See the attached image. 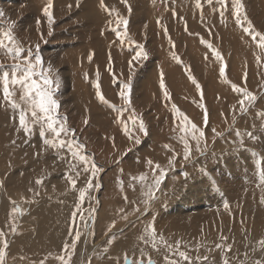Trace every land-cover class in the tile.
I'll return each mask as SVG.
<instances>
[{
  "label": "bare ground",
  "instance_id": "6f19581e",
  "mask_svg": "<svg viewBox=\"0 0 264 264\" xmlns=\"http://www.w3.org/2000/svg\"><path fill=\"white\" fill-rule=\"evenodd\" d=\"M112 1L120 3L121 5L117 4L118 7H119V10H122V13L126 14L127 16H131L130 15L131 12L128 11V6L130 5L131 6V11L134 10L135 11V15L133 16V13H132V17H130V20H128L129 23H128V26H127V35H123V34L117 35V32L112 30V29H114L116 27V25H114L113 23H109V26L107 27V29L103 30V38H102L101 42L105 44L106 48L104 49V52H105L106 55H108L107 59H108L109 56H112L113 59L111 58V60L116 64V59H117V57H119L121 59L122 63L124 65H126V66H130L129 65V61H131L133 63V64L131 63V66H130V67H132L131 73H135L138 70L139 75L143 76V79L140 78L138 80V82H137L138 88L141 89V90L144 89V93H146V94H149L152 91H155V89L153 87V83L156 82V81L158 82V80L161 79V75L158 77V73H157L158 71L153 73V74H151V72H150L151 64L153 66H154V64L150 62V63L147 64V66L142 65L147 60V58H141L139 60H133V57L135 56V54H134V56H132L134 52L138 51V48H139L138 46L139 45H143V50L144 51H145V48H147V46H149V39H148V36H147L146 32L147 33L150 32V34H152V37L150 36L151 37L150 39L151 40H155V41H153L155 43L153 49L157 48L158 52L159 51L163 52V55L161 54L162 55L161 59L156 63V66H154V67L155 68L158 67L159 70L161 69L162 71L163 70H170L169 73H165L164 72V74H163V79H165L166 82L169 81V80L172 81V79H173L174 83H175V86H178L179 84H181L183 82V80L181 79V76L179 74L175 77V73H174L175 69H173L172 66L170 65L171 60H170L169 57H171L173 55H181L182 51H185V50H183L181 47H179V48L175 47V48H173V54H169L167 52L168 50H166V46L164 45V42L161 41L163 39L162 32H156V30L154 32L153 28H152L153 32H151V31H148L150 26L149 27H146L147 25L144 26V23H145L146 19L150 20V22L154 21L153 18H155L157 16V13L158 12H160V13L163 12V9L161 7H159V6L157 8L154 7L156 9L155 13H154V10H155L154 8L151 9V10L149 9V12H148V10H146L147 7L150 8L151 5H154L153 1L155 3H158V2H160V0H127V4H125L123 2V0H103V4H104L105 7L116 8V7H114V5H111V4H113ZM175 1L177 2L178 0H175ZM257 1L258 2L260 1V3L258 4V8H257L258 12L259 13H263L262 12L263 2H262V0H257ZM253 2L255 3V1H253ZM4 3L5 4L0 5L1 10L4 13V17H5V12L8 13L10 17L9 18H7L8 16L5 17V19H9L7 21H3L0 18V34L3 36V33L6 30H9V29L11 30V28H15L16 31H17V34L19 35V33H20V35L18 36V39L14 40V42L16 44H18L19 46H21V45L24 46V47L28 46V47H26L27 49L29 47H31L35 51V45L36 44H40V42L37 40V37H36L37 35H40L39 36L41 38L40 41L43 42V41H46L45 37H46V35H49L51 31L56 32V36L58 37V39H56V41L58 40V45H57V43L54 42L55 46H52V45H49V42H46L42 47H40V48H43V49L44 48H49V49H51L52 52L48 53L46 50H43V51L40 52L42 60H43V65H42V68H38L37 69V72L42 71L43 68L45 66H49L50 63H54L55 64V68H51V70H53V69L57 70L58 66L61 67V65H63V62L66 59L63 62H61L60 59H59L61 57H58L56 52H60L62 54H63V52H65V56H66V54L69 51H71L72 52V59L76 63L81 62V61L83 63H86L87 62V60L85 59L86 57L83 58V55H82L84 53V51L87 53L86 47L87 46L88 47L89 46L90 47L91 46L94 47L95 45H96V47L98 46L97 45L98 44L97 39H95V38L92 39L94 35L90 39L87 38V39H83L82 40L81 37L83 35L80 33L82 36L79 35L80 36L79 37L78 34H77V31H75V36H71V32H69V31L75 25V24L73 25V22H72V20H74L72 17L75 18L76 17L75 15L74 16L71 15L70 18H72V20H69V22L71 21L72 24L71 23L68 24L70 26L69 28L67 27L68 25L66 26L67 29H68V30L66 29L67 30L66 32L64 30H62L63 28L60 29L57 25L55 26L56 30L54 28H52V25H51V29H49V26H46L44 30H42L43 28L41 26H40L41 29H37L36 30L33 27H32V29H30L29 26L32 24V23H30V20H34L36 18H39L38 16L40 14L44 13L43 12V8L48 3V0H17V2H15V0H4ZM52 3H53L52 11H54V14H55V11H59V12L63 11V12H65V14L69 15V14H72V13L71 12H67V11L71 10L73 8L81 9V11L79 13H82V14L86 13L87 11H85V10H87V9L88 10L89 9H91V10H101L100 6H99V3L101 4L100 0H52ZM149 3L151 5H149ZM166 3H169V5L173 8V10L175 12V15L176 14L177 15L183 14L184 13L183 11L185 9H187L188 11H190V10H194V11H198V12L199 11H203L201 9V7H197L196 0H182L181 3H174V0H164V5ZM204 3L207 4L206 0H200V4H204ZM7 5L10 6V7L7 8L6 7ZM164 5H162V6H164ZM231 7H233L232 3H229V5H228V2H227L226 7L221 9L219 4L216 2V0H213L212 5H209V8L207 10H205L204 12H206L207 14L213 16L216 19V21H218L221 24L222 28H220V30L222 31L223 35H225L227 37L231 36L230 33L227 32L228 29H231L234 32H238V33H241V34L246 36L244 43H241L238 40L237 37H234V38L232 37L234 46L237 47L238 49H240V47L243 46V45L245 47L246 43H249V44L252 43L253 35H250L248 32H246L244 30L246 27H248V24L245 23L246 21H244L241 24V23H238L233 18L234 21H232L230 23L227 9H230ZM104 8H102L103 11H105V9H107V8H105V9ZM179 8H185V9H183V11L179 12L178 11ZM247 9H249V8H247ZM27 11H29V16L28 17L27 16L24 17V15L27 14L26 13ZM103 11L101 13H103ZM108 11H110V10H108ZM221 11H223V13H224L223 18L220 15ZM245 11H247V10H245ZM252 11H253V8H252ZM91 12L92 13H90V14L92 15V17H95V16H93L94 15L93 11H91ZM105 12H107V10ZM174 12H171V13H174ZM91 15H90V18H91ZM116 15L117 16L113 17V19L117 18V20H119V19L124 18L120 11H117ZM55 16H56V14H55ZM79 16H80V14H79ZM87 16L89 17V15H87ZM100 16H102V15H100ZM22 17H23V19H22ZM57 17L60 18L61 16H57ZM108 17H110V16L108 15ZM188 17L190 18L191 16H188ZM81 18H82V16H81ZM83 18H85V17H83ZM166 18H168V17H166ZM68 19H69V17H68ZM103 19H106V18H103ZM124 19H127V18H124ZM185 19H187V18L185 17ZM257 19H256V21L259 23V28L264 30V23H263V21H261L260 16H257ZM85 20H87V19L85 18ZM98 20H96V21H98ZM117 20H115V21L117 22ZM212 20H213V18H212ZM9 21H12V23L9 22ZM42 21H43V19H42ZM89 21H90V19H89ZM91 21H93V19ZM110 21H112V20H110ZM250 21H252V20H250ZM67 22L68 21H66L65 23H67ZM78 22H80V21L78 20ZM161 22H160V24H163ZM186 22H184V23L186 24ZM39 25H41V24H39ZM61 25L62 24H60L59 26H61ZM101 25H103L102 22H101ZM148 25H150V24H148ZM166 25L168 27V21H167ZM135 26H137V27H135ZM163 26H165V25L163 24ZM202 26H203V24H202ZM104 27L106 28V26H104ZM188 27H189V28H187L188 30H193L195 26H193V25L189 26L188 25ZM78 28H80V27H78ZM98 28H100V27L98 26ZM108 28H109V30H108ZM198 28H200V27H198ZM82 29L83 30L85 29L84 25H83ZM175 29H176V27H175ZM213 29L217 30L216 38H214V43L215 44L213 46L218 48L221 51V47H222V44H223L222 42L224 41L223 40V35H222V33H221V31L219 29H216V27L213 28ZM92 30H94V29H92ZM149 30H151V29H149ZM172 30H173V28H172ZM117 31H119L120 33H123L124 32L123 25H121L120 28ZM80 32H82V31H80ZM84 32H85V35L89 33V31H88V33H86V31H84ZM167 32H168V30H167ZM72 33L74 34L73 31H72ZM93 33H95V32H93ZM93 33L91 32L90 35H92ZM101 33H102V30H101ZM61 34L63 36H61ZM189 34H191V35L186 34L185 36H183V38L186 41H188L189 44L191 43L192 46H190V49H193V50L196 49V54L195 53L194 54L196 55V57H198L200 59L199 63H201V65H200L201 70L199 72V75L200 76H204V77L212 75L213 78H214L216 76L215 75L216 73L213 74V72H214L213 65L214 64H211V67H212V71H211L209 69L210 63L206 64L203 61H205V62L206 61H208V62L216 61L218 63V65H217L218 67H219L220 61H218L217 59L212 58V56L211 57L209 56L213 52H211V50L208 51L209 45L206 44V46H205L203 40L202 41L199 40V38H198L199 36L198 37L192 36L191 31H190ZM175 35H177V34H175ZM181 35H182V33H181ZM174 37H176V36H174ZM206 37H207V34H206ZM206 37H204V38H206ZM82 38H84V37H82ZM211 38H213L212 35H211ZM255 38H257V36H255ZM62 39L63 40L65 39L67 41V44L70 45V46H64L63 45L64 42L62 43V41H61ZM99 39H101V38H99ZM80 40H82V41H80ZM62 45H63V48L61 47ZM9 46H11V45H9ZM99 46H100V44H99ZM187 46H189V45L187 44ZM68 47H70V48H68ZM73 47H76V48H73ZM102 47L103 46L101 45V47H99V48H102ZM65 48H67V49H65ZM260 48H261V45H260ZM91 49H92V47H91ZM243 51H245V50H243ZM100 52L98 50H96L95 54L96 55H100L101 54ZM187 53H188V51H187ZM199 54H201L202 57L199 56ZM26 56H28V53L26 51L21 53V59H23ZM203 58H205V60H202ZM96 59H98V58H96ZM112 61H111V63H112ZM117 61H118V59H117ZM14 62L15 61L13 60V58L8 56V55H6L4 49L0 48V64L9 66L8 68H0V212H1L0 213V225H2L4 227L5 234H6V236L3 235V237H4L3 240L6 241L7 243L11 242L10 246L7 245L6 248L4 247V241L0 242V250H5V253H6V251H9V253H7V257L10 259L8 261V264H43V263H45V264H68L70 261L72 262L73 259L78 264H89V263H91V257H92V259L95 258V260L93 261L94 264H124L125 260L127 259V256H131V257L134 258L133 259V258L129 257V258L132 259V262L130 264H140V260L143 261V264H148L149 260L154 261V264H169V260L176 261V264H224L225 260H227L228 264H241L240 261H237V260L234 261V260L231 259L232 257H230V255H231L232 252L227 250V245H228L227 243H229L228 239H234V240L237 239V240L241 241V243L244 242L246 244H253V243L259 242L261 239L263 240L264 234L263 233H259V232L255 231V230L253 232H251V233L242 235V231L243 230L241 231V229H239L240 227H239L238 224H237L238 226H236V227L233 226V230H232L231 234L226 233L225 230L227 229L228 224L230 225L232 223V222L229 223V219H231V217L229 216L228 211H226L224 209H220L221 212H219V210H217V212H216L215 210L212 211L210 208H207V206H208V204L210 202L209 199H211V197L209 198V194H211L209 191L206 192L205 194H201V191L199 190V188H198V190L196 189L197 192L194 194V196L191 195V197H195V196L197 197L198 196V199L197 200L195 199L196 203L194 205H192L193 203H191L190 206L187 207L186 206L187 204H184V202L187 200V197H188V193H186V192L190 191V190H192V188H194L193 187V183H188V184H185V185L184 184L182 185V183H181V186L185 187V190H183V191H182L183 187L181 188L180 185H179L180 187L178 186L179 188H178V190L176 192V195H177L178 199L175 198L176 201L178 202V205L176 204V202H175L176 206L174 204L172 205L170 203V201H171L170 200L169 201V204H171L170 206L169 205H167V207L160 206L164 210L166 208H168V206L170 208L174 207V209L177 212V214L171 216L172 214L170 215V213H172V212L168 211V213L170 212L169 216H171V220L173 218H175L174 216H177L175 219L170 221V224L168 225L169 226V230L165 231L163 226L168 220H170V217H169V219L166 218L167 220L164 222L165 219H158L159 218L157 216L158 214L156 215L157 216L156 217L155 216V214H156L155 212H154L155 214H153V213L151 214L152 211L151 212L149 211L151 215H148V216L146 214L144 215V213L150 209V207L152 206L154 201L156 202L157 199L159 200V197L161 196V189L164 188V185H165V182H164L165 179H164L162 181L161 185H160V189L159 190H154L153 189L154 197L150 198L147 195V193L149 192V189L151 188V185H152V183L154 181V177L159 176L161 170H164L167 173V170L173 168L174 165H175V163L173 164V161L170 160V158L173 159V157L175 155L173 154L174 156H172L171 151H169L167 149L159 148V153L160 154H159L158 157H151L150 155L147 154V155H144L145 157L143 158V160L139 161V162L133 159L134 161L131 160V161H133V163L132 162L128 163V162H126V160L121 159V160H123L125 162H122L123 164H121V165H119L118 167L115 168V163H117V161L120 159V157L125 155V153L129 150V148L128 149H119V151L116 153V155L114 156L113 159L111 157H109V156H103L102 155V157H100L102 159V162L99 163V160H97V158H95L94 151H93V149L95 150V145L97 144L95 142H97V141H95L94 143H91L87 139L88 141L85 143L82 140H77L76 137H77V135L79 136L78 126L74 125V124L73 125L71 124L70 126L72 127L73 134H71V131L69 132L68 135H64V133H61V136L59 137V139H63L65 141H68V140L71 139V138H68V136L70 135L77 142L82 143V144L86 145L85 147H89L90 148V149H88V148L85 149L86 152L87 151H91V152H89V154H86V153L82 154L83 152L81 154L88 156L90 159H92V157L94 156L96 162H98L100 164L99 167L101 168V171L96 175V177L93 178L91 176V172L90 171L89 172H84L83 171L85 165L82 162H80L77 159H74L72 157L71 152L68 150L67 146H65L62 149H52L51 147L44 145L43 144V140L45 138L52 139L54 137V135L52 137H51V134H48V135H45V136H40V134H39L40 126L39 125H33V131H32L31 134L24 132L22 129L18 130L19 129L18 111L14 112L11 109L10 105L8 104V102L4 100V98H3V90H2L3 89L2 73L4 71H6V70L9 71L10 79H11L12 70H11L10 66ZM246 62H248V61H246ZM182 63L183 62H181V64ZM190 63H191V61H190ZM249 63L252 64L251 61ZM258 63H260V62H258ZM258 63L256 62L255 64H252V66L253 65L257 66ZM186 64H187V62H186ZM186 64H184V65H186ZM66 65H67V63H66ZM116 65L118 66V64H116ZM184 65H183V68H184ZM230 65L233 67V69L236 72L237 71V65L234 64V59H233V61L231 62ZM244 66H245V64H244ZM117 68H115V69H117ZM174 68H175V66H174ZM123 69H124V67H123ZM123 69H121V71ZM176 70H178V68ZM113 71H114V69H113ZM227 71L229 73V70H227ZM187 73H188V70L184 69L183 70V74L185 75L186 78L188 77ZM193 73H194V71H193ZM217 73H218V70H217ZM20 74L21 73H19V72L17 73V75H20ZM218 76L220 78V74L219 73H218L217 77ZM213 78H212V81L215 80ZM235 78H236V76H235ZM105 81H106V79H105ZM77 84H78L79 87L83 88L86 91L88 97L91 99L89 86L85 85L81 78L78 79ZM172 87H173V85H172ZM170 88H171V86H170ZM161 89L162 88H160V90ZM10 90H13L15 92V95L13 96V99H15L17 102H20V96H21L22 93L18 90V86L10 85ZM186 92H188V91H185V93ZM183 96H185V95H183ZM176 98H177V96H176ZM208 100H209V98H208ZM58 101L60 103V106H62V108H63V106L65 104L64 101H67V100L63 99V100H58ZM237 101H238V99H237ZM236 103L234 102V104H236ZM136 105H137L136 102H131L130 107L132 109H135ZM150 107H152V106H150ZM62 108L58 109V114L59 115L60 114H63V115L65 114V117H62V115H61V117H62V119H61L60 117H58L59 116L58 115L57 119L61 120L62 122H65V118H66V121L69 120L70 113H73V112H69L68 113L66 109H64V111H62L63 110ZM76 108H78L77 105H76ZM173 108L174 107H172V109ZM161 109H162V111L165 110L164 104L161 106ZM213 111H215V110H213ZM180 112H182V111H180ZM10 114H12L14 116V118H15V120H12V122H10V124L15 127L14 130L8 128L7 120H5V118H7L8 115H10ZM175 114H176V112H175ZM176 116H178V115H176ZM196 116H197V114H196ZM137 117H138V121H140V119H142L144 124H145V121H146L145 120V114H138ZM164 117H165V115H164ZM157 118H158V116H157ZM252 118H254V117H252ZM97 120H96V123H97ZM247 120H248V118H247ZM69 121H74V123L77 122L75 119L69 120ZM158 121H159V119H158ZM252 121H253V119H252ZM173 122H175V124L178 127L177 134L179 132L182 133L183 132V130H182L183 129L182 128V124L183 123L182 122H181V124L176 123V122H179L177 118H174ZM225 122L226 121H224V123ZM100 123L102 124V122H100ZM224 123H219V125H222ZM126 124H127V127L130 128L128 134H126L124 132V127L120 128V129H116L115 134L119 135V137L121 139L120 140L121 141L120 142L121 143L120 147H125L126 145H131L132 148H133V147H135V144H136L135 143V138L139 137V140L141 141L142 137L144 136V133L142 131H139V127H135L132 121H130L129 123H126ZM259 124H260V122H259ZM6 125H7V127H6ZM225 125H227V124H225ZM155 126L156 125L151 126V127L154 128ZM94 128H96V127H94ZM184 128H186V126H184ZM156 129H157V127H156ZM218 129H220V126H219ZM88 130H89V128H88ZM164 130H166V129L164 128ZM86 132H87V130H86ZM49 133H50V131H49ZM187 133L190 135L189 137H192L191 131H190V133H189V131L186 132V134ZM46 134H47V132H46ZM91 134L92 133H90V136H92ZM13 138H16L17 141H13ZM89 138H91V137H89ZM96 138H97V135H96ZM170 138H172V137H170ZM94 139H95V137H94ZM178 140H180V139L178 138ZM146 141L147 140L145 139L144 143H146ZM202 142H203V140H202ZM153 144L156 145L155 142ZM151 145H152V142H151ZM147 146H148V144H147ZM191 148L193 149L192 150V152H193L194 150L197 149V145H193V147H191ZM146 149L147 148H144L141 152L143 154H145ZM201 149H203V146H201ZM60 150L61 151L64 150V152H65V153L63 152L64 156L61 154ZM200 150H198V151H200ZM148 151L150 153L151 150H148ZM59 152L63 156V158H57V157L53 158V157L50 156L52 154H54V156H56V155L58 156ZM182 152H184V151H182ZM194 153H196V152H194ZM153 158L156 159V161ZM129 159H131V158L129 157ZM176 159H178V158H176ZM149 160L152 161L151 165L148 163ZM257 160H259V159H257ZM239 161H241V160L239 159ZM253 161H254V158H253ZM259 162H260V160H259ZM70 163L76 165L75 171L70 170V168H69V164ZM252 164L254 165V163H252ZM255 164H256V162H255ZM156 165H159V168H156ZM231 165H229V166H231ZM176 166H178V165H176ZM254 166L257 167V165H254ZM88 167L90 169L91 165H88ZM235 167L236 166H234L233 168H235ZM246 169H248V168H246ZM254 170H256V168L254 169V168L250 167L251 173H253ZM77 172L79 173L78 177L76 176ZM66 173L68 175H71L73 177V179H76L77 183H76L75 188L72 187L71 182L66 178ZM195 173H194V175H195ZM167 174H169V173H167ZM62 175H63V177H62ZM124 175H126V178H127V176H130L131 178L134 177L132 179L130 177H128L131 180H134V181H137V182L141 181V182L138 183L140 187L139 188L138 187L134 188L135 185L133 184V186H134L133 187V186H131L132 183L130 184V182H128V184H130V186H131L130 187L128 185V187H130V188L133 187V190L134 189L135 190L134 191L129 190L130 188L128 189V187H127L128 190H125V186L126 185L124 186V184H125L124 183V180H125L124 179ZM141 176H144L145 179L141 180L140 179ZM167 176H165V177H167ZM179 176H182V175H179ZM183 177H185V176H182L181 179ZM211 177H213V176H211ZM250 178H252V177H250ZM40 179H42V184L44 185L43 188H41V192H39V184L36 183V181L40 180ZM89 179L92 180L93 184L99 185V187L95 188L93 190H89V192L86 195L84 203L81 205L83 211H82V213H78L77 214V217L75 219V223H74V225H72L70 223L71 220H72L71 214L75 210V205L77 203H79V190L82 187H86L87 181ZM192 179H194V178H192ZM175 180L176 179H173V178L172 179H169L168 177L166 178V182L168 181L169 184H171V185L175 184L174 183ZM206 181H207V179L204 182H206ZM253 181H254V179H253ZM190 182H192V181L190 180ZM229 182H231V181H229ZM221 183H223V182H221ZM178 184L179 183H177L176 185H178ZM213 184H215V183H213ZM255 184H256V182H255ZM209 185H210V182H209ZM218 185H220V184L218 183ZM218 185H216V186H218ZM199 186H200V184H199ZM222 186L224 187V185H222ZM173 188H175V187H173ZM205 188H208V187L205 186ZM255 188H256V186H255ZM261 188H263V187H260V189ZM228 189H230V188H228ZM173 190H175V189H173ZM213 190H214V188H213ZM250 191H252V190H250ZM259 191L260 192H258V193H260L262 195L261 197H258V195L257 196L255 195L256 196V199H255L253 196H246L243 193V195H244L243 199L244 200H242L244 202L245 200L248 199L249 201H251V204L254 205V206L251 205L250 208L251 207L254 208L253 210H255V212H257V211L261 212V214L259 213V217H257L258 216L257 214L254 215L255 217H253L251 215L252 213L251 214H249V212L247 213L248 214L247 216H249L248 219L251 218L252 221H253L252 223L253 224L255 223V226H257L256 223L257 224L261 223V224L264 225V203L261 202V200H262V198H264V196L261 193V190H259ZM167 192L170 193L169 191H167ZM37 194H38V196H37ZM163 194H164V192H163ZM248 194L249 193H247V195ZM250 194H252V193L250 192ZM260 194H259V196H260ZM167 196H169V195H167ZM172 196L174 197V194ZM179 197H182V199H183V201L181 203H180V198ZM163 199H164V197H163ZM144 200H148V203L145 204ZM161 201H163V200H161ZM165 201L166 200H164V202ZM173 203H174V201H173ZM136 204H138V206H139L138 209H136L137 208ZM154 205H155V203H154ZM157 205H158V201H157ZM161 205H162V203H161ZM165 205H166V203H165ZM249 205H250V203H249ZM230 206L232 207V204ZM14 208L15 209H19V211H13ZM93 208L95 209V211H94V213L91 214V217H90L89 216V211H90V209H93ZM155 208L156 207H154L153 210ZM211 208H213V207H211ZM134 210L136 212H138V213H132V211H134ZM101 211H102V213H101ZM158 211H156V212L158 213ZM162 212H164V211H162ZM111 213L113 215H116V217L119 215V218H117V219H119V222L117 221L118 223L114 224V222H112L113 220L111 221L112 223L110 222V218H108V215L111 214ZM81 214L84 216V220L80 219V215ZM253 214H255V213H253ZM165 215H167V214H165ZM238 215H240V214H237V216ZM159 216H161V215H159ZM233 216L236 217L234 214H233ZM244 216H246V215H244ZM114 217L115 216H113V218ZM127 217H129V218L127 219ZM136 219L137 220L139 219V220H142V221L138 220L139 223H136L135 222ZM235 220H236V218H235ZM129 222H132L133 225L130 226V224H128ZM239 222H240V220H239ZM135 223H136V225L138 224V229H136L137 231H134V232H137V233H134L133 231H131L134 234H133V236L132 235L129 236V234H130L129 232L130 231L128 232V230L131 229L135 225ZM241 224H242V222H241ZM232 225H233V223H232ZM115 226H117V228H115L113 231H111V229L114 228ZM128 226H130V228H126ZM150 226H154V228H156L155 226H157L158 230H159V232H158L159 234L158 235L156 234V238H155L156 242L159 243V246L156 245L157 247L154 248V249H152V248L148 249L149 246H152V243L150 244V241L149 242L147 241L148 239L147 240L146 239L143 240V237H145V235L143 236V233L146 231V229H149ZM1 227H0V231H1ZM228 227L230 228V226H228ZM258 227H259V225H258ZM260 227H261V225H260ZM135 228H134V230H135ZM166 228H168V227H166ZM242 228H245V227H242ZM77 229H79L82 232V235L80 237V241L77 242L78 245L76 244V246H75V249L76 248L77 249L74 250V251H76L75 252L76 254L74 253L75 255L73 256V255H69V252L64 249V244L67 242L69 245H71V243L74 240V235H70V230L74 234V232ZM118 230H120V231H118ZM121 230H124V231H121ZM259 230L261 232V229H259ZM155 231H157V230H155ZM262 231L264 232V230H262ZM110 232H113V233H110ZM116 232H119V233L116 235L115 234ZM113 235H116L115 236L116 241L114 240L112 242V245L114 243L116 244V245H114V247H115L114 248V254L116 256L107 257L106 256L107 254H104V256H103V255L100 254L102 252H99V254H96V251H100L101 249H103L102 250L103 252L107 251V250L104 251V249H107L106 246H108L109 241H107V243H106L102 239H106L107 237L111 238V237H113ZM90 237L92 238L93 242L92 241L90 242ZM161 237L163 238V242H161ZM148 238H150V237L148 236ZM158 238H160V239L158 240ZM212 241L217 242V244H215L216 245L215 249H212V248L209 247V246L213 245V244H211ZM226 241H228V242H226ZM151 242H152V238H151ZM86 243H88V244H86ZM110 243H111V241H110ZM175 243H183V244H185V246H186L185 248L186 249L185 248H181V250L182 251L185 250L184 251L185 254L189 255L188 256L190 258L189 261H184L179 256L178 257H174L173 254H168L169 251H168V247L167 246L171 245V246H174V248L176 247V249H177V246L174 245ZM217 245H219V247H217ZM103 246H105L106 248H102ZM42 247H43V249L40 250V248H42ZM257 247H258L257 249H255V248L253 249L252 248V250H251V252L254 253V256L258 257L259 253H262L264 255V248H262L261 245H259ZM83 248L86 249L85 252L82 251V250H84ZM242 248L243 247H241V249ZM31 249H34V250L32 251ZM235 249H237V248H235ZM244 249H246V248H244ZM177 250H179V248ZM166 251H168V252L166 253ZM248 251L250 252V250H248ZM22 253H26V254L23 255ZM210 253H212L214 255V257L212 256V254L210 255ZM253 253H252V255H253ZM71 254H72V252H71ZM82 254H84V255H82ZM243 254H244V252L242 253V255ZM112 255H113V253H112ZM232 255H233V253H232ZM242 255L241 254L239 255L240 258H241ZM61 256L64 257V261L60 260ZM72 256H73V259H72ZM143 256H144V258H142ZM235 256H237V255H235ZM51 257L57 258V259L53 260V261H50L49 259ZM78 257H81V258L78 259ZM145 257H147L148 261L145 259ZM205 257L207 258L206 260L204 259ZM209 257H213V258H209ZM197 258H200V259L198 260ZM249 259H250V257H249ZM260 259H262V258H260ZM96 260H100L101 262L100 261L97 262ZM244 262H246V261L244 260ZM247 262H248V259H247ZM255 262L253 261V263H255Z\"/></svg>",
  "mask_w": 264,
  "mask_h": 264
},
{
  "label": "rangeland",
  "instance_id": "374dc122",
  "mask_svg": "<svg viewBox=\"0 0 264 264\" xmlns=\"http://www.w3.org/2000/svg\"><path fill=\"white\" fill-rule=\"evenodd\" d=\"M181 1L178 0L176 2L174 0V3H181ZM253 1H255V3ZM256 1L257 0H242V2L244 4V11L247 10L245 12H246V14H248L247 15V20H245L246 21L245 23L248 24V21L252 20L251 21V24H252L253 28L255 29L256 32L259 31L258 33H260V35H258L257 38H255V39L252 37V39H253L252 43L251 44L246 43L245 44V47L246 48L243 45V46L240 47V49H238L237 47L234 46V44H233V38L234 37H237L238 40L241 43H244L246 36L243 35V34H241V33L234 32L231 29H228L227 27H226L228 29L227 32H229L231 36L227 37V36L223 35L222 31L220 30V28H222L221 27V24L218 21H216V19L213 16H211V15L207 14L206 12H204L205 10H207L209 8V5L208 4H205V3L204 4H201V9L203 11H199V12L198 11H194V10L188 11L185 8H179L178 9L179 12L180 11H183V9H185L183 11L184 13L183 14H179V15H177V14L175 15L174 10L169 5V3H166L164 5V0L163 1L160 0V2H158V3H155L153 1V4L155 6L154 5H151L149 3V5H151V7L152 6L153 7L152 8L151 7L150 8L147 7L148 9L146 8V10H148V12H149V9L151 10L154 7L157 8L159 6V7H161L163 9V12L164 13L163 12L162 13L158 12L157 13V16H156L157 18L156 17L153 18L154 21H151L152 23L150 22V20H147L146 19V21L144 23V26L145 25H147L146 27H149L150 26L149 29H151V30L148 29V31L153 32L152 30L154 29V32H155V30H156V32H162L163 39L161 41L164 42V45L166 46V50H168L167 52L169 54H173V48H175V47L176 48L181 47L183 50H185V51H182L181 55H173V56L169 57L170 60H171L170 65L172 66L173 69H175L174 70L175 77L179 74L181 76V79L183 80V82L181 84H179L178 86H175V83H174V80L173 79H172L173 82L170 81V80L166 82L165 79H163L164 80L165 87L162 88L161 87V79H159L158 82L156 81V82L153 83V87H154L155 91H152L149 94L144 93V89L141 90L137 86L138 80L140 78L143 79V76H140L139 75L138 70L135 73H131L132 67L124 65L119 57H117V59H118L119 62L116 59V64H118V66L111 60L112 56H109L108 59H107V56L108 55H106L105 52H104V49L106 48L105 47V44L101 42L102 41V38H103V30L107 29V27L109 26V22H111L114 25H116L117 22L115 20H117V18L116 19L114 18L115 19L114 20L113 17H116L117 16L116 15L117 14V11H120L124 18H127L128 20H130V17H132V13H133V16L135 15V11L134 10L131 11V14H130L131 16H127L126 14H123L122 13V10H119L118 5H121V4L120 3H117L115 1H112L113 4H111V5H114V7H116V8H113V7L109 8V7H105V6L102 7L101 4L99 3V6H100V9L101 10H91V9L88 10L87 9V10H85L87 12L86 13H83V14L82 13H79L81 11V9H75V8L71 9L72 11L71 10H68L67 11V12H71L72 13V14H69V15L68 14H65V12H63V11H60V12L59 11H55V14H56V16H55L54 11H53L54 22L52 23V28H54L56 30V27L55 26L57 25L60 29L63 28L62 30H64L66 32L68 30L67 27L68 28L70 27L68 24H70V23L72 24V22H73V25L74 24L75 25L69 31V32H71V36H75V31H77L78 36L79 35L80 36L83 35L82 37H84V38L81 37L82 40L83 39H87V38L90 39L94 35L92 39L95 38L98 41V44H97L98 46L97 47H96V45L94 47L91 46L92 47V49H91L90 46L89 47L87 46L86 47L87 53L84 51V53L82 54L83 55V58L86 57L85 59L87 60L88 63L87 62L86 63H83L82 61L76 63L72 59V52L71 51H69L66 54V56H65V52H63V54L60 53V52H56V54L58 55V57H61V58H59L61 62H63L66 59L63 62V65H61V67L58 66L57 67V70H55V69L51 70V68H55V64L54 63H50L49 66H45L43 68V70H42V71H44L45 75L49 76L54 81L53 87H55V81H57V80L59 81V88H58V90L55 93V98L57 100H63V99L67 100V101H64L65 104H64L63 108H62V106H60V108L63 109V110L61 109L62 111H64V109H66L68 113L69 112H73V113H70L69 120L75 119L77 122L74 123V121H69V120H67L65 122L68 125L67 127L69 129H71V130H72V127L70 126L71 124L72 125L74 124V125H77L78 126L79 136L77 135L76 139L77 140H82L85 143L88 140L91 143H94L95 141H97V142H95V143H97L95 145V150L93 148L92 149L94 151V156H95V158H97V160H99V163L102 162V159L100 158V157H102V155L103 156H109V157H111L113 159L114 156L116 155V153L119 151V149H128L129 148V150L125 153V155H123L122 157H120V159L117 161V163H115V168L118 167L119 165L123 164L122 162H125L123 160H126V162H128V163L129 162H132L133 163L134 160H136V161L139 162V161H142L143 158L145 157L144 155H147V154L150 155L151 157H158L159 154H160L159 153V148L167 149V150L171 151L172 156L175 155L174 156L175 159L170 158V160H172L173 161V164L175 163V165H174L173 168L167 170V173H169V174L166 173V176L168 175L167 177L169 179H172V178L173 179H176L175 182H174L175 184H172L171 185V184H169L168 181L166 182V178L167 177H165V180H164L165 185H164V188L161 189V196L159 197V200L157 199L156 202L154 201L155 205L153 203L152 206L150 207V209L144 213V215L146 214L147 216L148 215H151L152 213L153 214L156 213L155 216L158 214L157 215L159 217L158 219H165L164 222L167 220L166 218L169 219V217H170V220H168L165 224L163 223L164 224L163 227H164V230L165 231L169 230V226L168 225L170 224V221H172L173 219H175L177 217V216H174L175 218H173L171 220V216L177 214V212L174 209V207L173 208L172 207L170 208L169 206L171 204L172 205L174 204L175 206H176V204L178 205V202L176 201V199H178V197L176 195V192H177L178 188L181 186V183H182V185L183 184L185 185V184H188V183H193V187L194 188H192V190L186 192V193H188V197L189 198L191 197V195L194 196V194L197 192L198 188L201 191V194H205L206 192L209 191L211 193V194H209V198L211 197V199H209L210 202H209L207 208H210L212 211L215 210L216 212H217V210H219V212H221L220 209H224V210L228 211V214L231 217V219H229V223L232 222L233 225H232V223L230 225L228 224V226H230V228L227 226V229L225 230L226 233L231 234L232 233V230H233V226L236 227V226L239 225V227H240L239 229H241V231L243 230L242 231V235L251 233L254 230L257 231V232H259V233H263L264 234V232L262 231V230H264V225L261 224V223H259V224L256 223L257 226H255V223L254 224L252 223L253 222L252 219L251 218L248 219L249 216H247L248 215L247 213L249 212V214L252 213L251 215L253 217H255L254 215H256V214L258 215L257 217H259V213L261 214V212H258V211L255 212V210H253L254 208H252V207L250 208V206L252 204H251V201H249L248 199L245 200L244 202L242 201V200H244L243 199L244 195H246V196H253L255 199H256V196L257 195H258V197H261L262 195L260 193H258V192H260L259 190H261V193L264 196V190H263L264 189V182L261 181V179H260V173H261V171H264V161H263L264 160V157H263L264 156V142H263L264 141L263 140L264 139V94H263L264 93V49H262V47L260 48V45H261V37H264V30H262L261 28H259V23L256 21L257 16H260L261 21H263V23H264V0H262V2H263L262 12L263 13H259L258 12V9L257 8H258V4L260 3V1L259 2L258 1L256 2ZM15 2H17V0H15ZM229 3H232V6H233L230 9H227V12H228V15H229V21L231 23L232 21H234V19L236 20V17H235V14H234V2H233V0H228V5H229ZM3 4H5L4 3V0H2L0 2V5H3ZM162 5H164V6H162ZM6 7L8 8L10 6L7 5ZM104 7L107 8V9H105ZM102 8H104L105 11L107 10V12L103 11ZM247 8H249V9H247ZM252 8H253V11H252ZM0 10H1V7H0ZM108 10H110V11H108ZM91 11H93V14H94L93 16H95V17H92V15L90 14V13H92ZM102 11H103V13H101ZM155 12H156V9L154 10V13ZM171 12H174V13H171ZM26 13L27 14H25L24 17L25 16H27V17L29 16V11H27ZM79 14H80V16H79ZM107 14L110 17H108ZM71 15L72 16H74V15L76 16L75 18L72 17L74 20H72V18H70ZM87 15H89V17ZM90 15H91V18H90ZM100 15H102V16H100ZM57 16H61V17L59 18ZM81 16H82V18H81ZM188 16H191V17L189 18ZM5 17L9 18L10 16H9L8 13L5 12ZM5 17L3 15L0 18L3 21L9 20V19H5ZM38 17L39 18H36L34 20H30V23H32L29 26L30 29H32V27H33V28H35L37 30V29H41V27H42L43 28L42 30H44L45 27L48 26L47 17L45 16L44 13L43 14H40ZM68 17H69V19H68ZM83 17H85L87 20H85V18H83ZM166 17H168V18H166ZM185 17L187 19H185ZM103 18H106V19H103ZM212 18H213V20H212ZM22 19H23V17H22ZM42 19H43V21H42ZM89 19H90V21L93 19V21L90 22ZM69 20H72V22L71 21L69 22ZM78 20L80 22H78ZM96 20H98V21H96ZM110 20H112L113 22L110 21ZM66 21H68V22L65 23ZM158 21H159V23H158ZM167 21H168V27L166 25L167 24ZM9 22L12 23V21H9ZM101 22H102L103 25H101ZM160 22L163 23L166 27L163 26V24H160ZM184 22H186V24ZM201 23L203 24V26H202ZM39 24H41V25H39ZM58 24L59 25L62 24V25L59 26ZM93 24L94 25L96 24V25L94 26ZM148 24H150V25H148ZM83 25L85 27L84 30L82 29ZM188 25L189 26H192V25L195 26L194 27L195 30L194 29L193 30H188L187 29V28H189ZM98 26L100 28H98ZM104 26H106V28ZM78 27H80V28H78ZM135 27H137V26H135ZM175 27H176L177 30L175 29ZM198 27H200V28H198ZM215 27H216V29H219L221 31L222 35H223V40L224 41L222 42L223 44H222V47H221V51L218 48H216V47L213 46L215 44L214 43V38H216V34H217V30L213 29ZM91 28L94 29V30H92ZM109 28H108V30H109ZM169 28L171 30L173 28V30H172L173 32ZM209 29H210V31H209ZM101 30H102V33H101ZM167 30H168V32H167ZM10 31H11L12 36L14 37V40L15 39H18V36L20 35V33L18 32L19 33V35H18L15 28H11ZM72 31L74 32V34L72 33ZM80 31H82L83 33L80 32ZM84 31H86V33H88V31H89V33H88L89 35L86 34L87 35L86 36ZM190 31L192 33V36H196V37L199 36L198 37L199 40L200 41L203 40L205 46H206V44L207 45H209V44L212 45V47H208V51L211 50V52H213L212 54L209 55L210 57L212 56V58L216 59V57L214 55L213 49L218 50L222 54V57L224 59L223 61L225 62V64L227 63L226 64V67H225V73L226 74L224 73L223 76L221 75V73L219 72L220 71L219 68L222 66L221 63L219 64V67H218L217 66L218 63L213 60L214 62H208V61H206V62L203 61V62L206 63V64H209L210 63L209 69L211 71H212L211 64H214L213 65V67H214L213 68V70H214L213 74L216 73L215 74L216 76L213 78L212 75L206 76V77L199 75V72L201 70V67H200L201 63H199L200 62V59L198 57H196V55H195L196 54V49H194V50L193 49H190V46H192L191 43L189 44V42L186 41L183 38V36H185L186 34L191 35V34H189ZM91 32L92 33L95 32V33H93L92 35H90ZM181 33H182V35H181ZM146 34H147L148 39H149V46H147V48H145V52H147L148 55H147V60L142 65L147 66V64L151 62V63L154 64V66H156V63L161 59V56L163 55V52H161V51L158 52L157 51V48L153 49L154 48V45H155V43L153 41H155V40H151L150 39L152 37V34H150V32L149 33L146 32ZM175 34H177V35H175ZM206 34H207V37H206ZM211 35H212L213 38H211ZM39 36L40 35H37L36 37H37V40L40 42V44H39L40 47H42L46 42H49V45H52V46H55L54 45L55 43H57V45H58V40L56 41V39H58V37L56 36V32L51 31L49 35H46V37H45L46 38V41H43V42L40 41L41 38ZM61 36H63V35L61 34ZM174 36H176V37H174ZM204 37H206V38H204ZM0 38H3V36L1 34H0ZM99 38H101V39H99ZM64 40L63 39L61 40L62 43L64 42L63 45L64 46H70V45L67 44V41L66 40L64 41ZM82 40H80V41H82ZM99 44H100V46H99ZM173 44H174V47H173ZM187 44L189 46H187ZM63 45L61 46L62 48H63ZM101 45L103 47L102 48H99V47H101ZM176 45L177 46L179 45V46L177 47ZM20 47H23L25 49V51L27 52V48L26 47H28V46L24 47V46L21 45ZM68 48H70V47H68ZM73 48H76V47H73ZM65 49H67V48H65ZM43 50H46L48 53H51L52 52L51 49H49V48H44V49L43 48H40L39 49L40 52L43 51ZM96 50H98L99 52L101 51L100 52L101 54L100 55H96L95 54L96 53ZM243 50H245V51H243ZM138 51H139V48H138ZM187 51H188V53H187ZM135 53L136 52H134L132 56H134ZM90 55L92 56V59L91 60L88 59V57ZM199 56H201V54H199ZM96 58H98V59H96ZM233 59H234V64L237 65V71L236 72L233 69V67L230 65L231 62L233 61ZM202 60H205V58H203ZM111 61H112V63H111ZM190 61H191V63H190ZM246 61H248V62H246ZM250 61L252 62V64H255L256 62L257 63L260 62V63H258L257 66L256 65H253L252 66V64L249 63ZM181 62H183V63L181 64ZM186 62H187V64H186ZM66 63H67V65H66ZM184 64H186V65H184ZM244 64H245V66H244ZM183 65H184V68H183ZM154 66L151 64V70H150V72H151V74H153V73H155V72L158 71L157 72L158 73V77L160 76L161 72H163V74H164V72L165 73H169V71H170V70H163L162 71L161 69L159 70L158 67L155 68ZM174 66H175V68H174ZM123 67H124V69H123ZM115 68H117V69H115ZM177 68H178V70H176ZM109 69H111V71H109ZM113 69H114V71H113ZM121 69H123V70L121 71ZM184 69H187L188 70V73H187L188 77L187 78L183 74V70ZM217 70H218V73L220 74V78L221 79L219 78V76L217 77V75H218ZM227 70H229V73H228ZM193 71H194V73H193ZM245 74H246V77H245ZM235 76H236V78H235ZM190 77H194L195 78V81L200 85V88L201 89L203 88L202 89L203 96H201L200 89L197 88L196 83H193V80ZM33 78L34 79H37L38 82H41L42 83L41 79L38 76H34ZM79 78L82 79V81H83V83L85 85H88L89 86L91 99L88 97L86 91L83 88H81V87L78 86L77 82H78V79ZM212 78L215 79V80L212 81ZM105 79H106V81H105ZM97 83H99V85H100V89L99 90L104 95L106 102L100 101V99H99V97L97 95V87H96ZM123 83H130L131 84V102H136L137 105H136L135 109H132L131 107H128L126 110H124L122 113H120V112L117 111V108H123L124 107V103H123L122 99L120 98V96L118 95V93L122 89ZM172 85H173V87H172ZM234 85L235 86H238V87L246 88L248 91L252 92L257 97V99L254 102V104L252 106L248 107L247 108V111L245 113H241L239 111V108H240V105H239V101L240 100L239 99H242L243 96H242V93H237L235 91V89L233 87ZM170 86H171V88H170ZM160 88H162V89L160 90ZM165 90L170 94V99H166L165 98V95H164ZM185 91H188V92L185 93ZM183 95H185V96H183ZM176 96H177V98H176ZM208 98H209V100H208ZM237 99H238V101H237ZM234 102L235 103L237 102V103L234 104ZM163 104L165 106V110L164 111H162V109H161V106ZM76 105H77L78 108H76ZM112 105H115V107H112ZM173 105H175L176 108L177 109H180V110L179 111H176L174 108L172 109ZM150 106H152V107H150ZM205 109L207 110V115H208V122H207L206 125H205L204 120H203V116H204ZM213 110H215V111H213ZM180 111H182V112H180ZM175 112H176V114H175ZM138 114H145V120H146L145 121V126L148 129L147 130L148 135H144L142 137L140 143L139 144L136 143L135 144V147H133V148H132L131 145H126L125 147H120V145H121V143H120L121 141L120 140L121 139H120L119 135H116L115 134L116 129H120V128H122V127L125 126L124 124L120 123V121H125L126 123H129L130 121L133 122V120H131L129 118L130 117H135L136 118ZM196 114H197V116H196ZM61 115H62V117H65V114L64 115L63 114H60L58 117H60L62 119ZM164 115H165V117H164ZM176 115H178V116H176ZM157 116H158V118H157ZM184 116H187V118H188V121L187 122H185ZM233 117H235V119H233ZM252 117H254V118H252ZM174 118H177L178 121H179V122H176V123L181 124V122H182L183 123L182 124V128L184 129V126H186L187 132L189 131V133H190V131H191V134L194 131L191 128V124L197 125L198 128H200V129H202L204 131V137L202 139L203 142L201 141V146H203V149H201L200 151H198L197 149H196L197 151L194 150L191 153V156H190L191 158L189 160H187V161L183 158L184 157V152H182V151L185 150L184 149V139H187L188 140V143H189V145L191 147H193V145H196V143H195L196 140H194L192 137H189L190 135L188 133L186 134L185 131H183L182 133L179 132L177 134L178 127L175 124V122H173V119ZM247 118H248V120H247ZM149 119L150 120L152 119V120L150 121ZM158 119H159V121H158ZM252 119H253V121H252ZM5 120H7L8 128L14 130L15 127L10 124V122H12V120H15L14 116L12 114H10V115H8L7 118H5ZM85 120H87V124L85 123ZM96 120H97V123H96ZM224 121H226L227 123L226 122L224 123ZM100 122H102V124ZM259 122H260V124H259ZM219 123H224V124L219 125ZM133 124H134L135 127H139L138 126L139 125L138 117L136 118V122L133 123ZM225 124H227V125H225ZM7 125H6V127H7ZM154 125H156L154 128L151 127V126H154ZM219 126H220V129H218ZM94 127H96V128H94ZM156 127H157V129H156ZM88 128H89V130H88ZM164 128L166 130H164ZM128 129H130V128H128ZM213 129L216 130L215 133L213 132ZM86 130H87V132H86ZM49 131H50V133H49ZM49 131H47V134H45V135L51 134V137H52L54 135V133L52 134L51 133V130H49ZM90 133H92L91 134L92 136H90ZM217 133H219V136L216 135ZM68 134L69 133H67V134L64 133V135H68ZM71 134H73L72 131H71ZM249 134H251V135H249ZM96 135H97V138H96ZM196 135L198 136L199 133L196 132ZM89 137H91L92 139L89 138ZM94 137H95V139H94ZM170 137H172V138H170ZM182 137L184 139H182ZM68 138L74 139L70 135L68 136ZM178 138L180 140H178ZM145 139L147 140L146 143H144V140ZM13 141H17V139L16 138H13ZM151 142H152V145H151ZM154 142L156 143V145L153 144ZM147 144H148V146H147ZM86 148L90 149L89 147H84V149L81 150V153L83 152L82 154H84V153L89 154V152H91V151H87L86 152V150H85ZM144 148H147L146 151H145V154H143L141 152ZM148 150H151L150 153H149ZM201 151H203V153H204L203 155H201ZM60 152L64 156V153H65L64 150H62V151L60 150ZM60 152H59L58 156L57 155L54 156V154H52V153L51 154L53 156L52 155H50V156L53 157V158H56V157L57 158H63V156L60 154ZM194 152H196V153H194ZM94 156L92 157V160H94L95 163L98 166H100V164L98 162H96ZM129 157L131 159H129ZM176 158H178V159H176ZM253 158H254V161H253ZM121 159H123V160H121ZM239 159L241 161H239ZM257 159H259L260 162ZM131 160H133V161H131ZM154 160L156 161V159H154ZM255 162H256V164H255ZM252 163H254V165H257V167L254 166ZM176 165H178V166H176ZM229 165H231V166H229ZM233 165L236 166V167L233 168L234 167ZM250 167L251 168H254V169L256 168V170H254V172L251 173ZM246 168H248V169H246ZM185 172L188 174L187 176L184 175ZM194 173H195V175H194ZM179 175H182V176H185V177H183L181 179L182 176H179ZM211 176H213V177H211ZM249 176L252 177L254 179V181ZM62 177H63V175H62ZM128 177H130V176H127V178H126V175H124V179H125L124 180V183L125 184L124 183L123 184H124V186L126 185L125 186V190H128L131 186H133V184L135 185V187L133 186L134 188H136V187L139 188L140 187L138 183L141 182V181L138 180L139 182H137V181L131 180L134 177H132V178L130 177L131 179L128 178ZM192 178H194V179H192ZM205 178L207 179L206 182H204L206 180ZM190 180L192 182H190ZM220 181L223 182V183H221ZM229 181H231V182H229ZM128 182H130V184L132 183V185L130 186V184H128ZM209 182H210V185H209ZM255 182H256V184H255ZM177 183H179V184L176 185ZM213 183H215V184H213ZM218 183L221 186L218 185ZM199 184H200V186H199ZM128 185L130 187H128ZM216 185H218L219 187L216 186ZM222 185H224V187ZM43 186L44 185L42 183L39 184V192H41V188H43ZM172 186L175 187V188H173ZM205 186L208 187L209 189L208 188H205ZM255 186H256V188H255ZM127 187H128V189H127ZM133 187L130 188L129 190L134 191L135 189L133 190ZM182 187L183 186H181V188ZM260 187H263V188L260 189ZM82 188H84V187H82ZM213 188H214V190H213ZM228 188H230V189H228ZM173 189H175V190H173ZM183 190H185V187L182 188V191ZM250 190H252V191H250ZM167 191H169L170 193H168ZM163 192H164V194H163ZM171 192L174 194V197L172 196L173 194ZM246 192L249 193V194L247 195ZM250 192L253 195L250 194ZM243 193H244V195H243ZM259 194H260V196H259ZM167 195H169V196H167ZM37 196H38V194H37ZM163 197H164V199H163ZM188 197H187V200L184 202V204H187L186 205L187 207H189L191 203H193L192 205H194L196 203V200L198 199V196L197 197L196 196L195 197H191L192 199L191 198L189 199ZM179 198H180V203H181L183 201V199H182V197H179ZM161 200H163V201H161ZM164 200H166V201L168 200V201L167 202L166 201L164 202ZM157 201H158V205H157ZM169 201H170L171 204H169ZM173 201H174V203H173ZM175 202H176V204H175ZM225 202H227L229 204L228 209L227 208H224V203ZM248 202L250 203V205H249ZM161 203H162V205H161ZM165 203H166V205H165ZM231 204H232V207L230 206ZM136 205L135 206L137 208L136 207L135 208L138 209L139 206H138V204H136ZM167 205H169L168 208H166L165 210L162 209V207H167ZM160 206H162V207H160ZM252 206H254V205H252ZM154 207H156V208L153 210ZM211 207H213V208H211ZM149 211L150 212L152 211L151 214H150ZM156 211H158V213ZM162 211H164V212H162ZM168 211L172 212V213L169 212L170 215L172 214L171 216H169ZM101 213H102V211H101ZM132 213H138V212H136L134 210V211H132ZM253 213H255V214H253ZM165 214H167V215H165ZM233 214L236 217H234ZM237 214H240V215L237 216ZM109 215H108V218H110V222L112 220H113L112 222H114V224H116V223L119 222V219H117V218H119V215L117 217H116V215H113L112 213L109 214ZM159 215H161V216H159ZM244 215H246V216H244ZM113 216H115V217L113 218ZM128 218L129 217H127V219ZM235 218H236L237 221L235 220ZM138 220L136 219L135 222L136 223H139V221H142V220H139V221ZM239 220H240V222H239ZM241 222H242V224H241ZM136 223H135V225H136ZM128 224H130V226L133 225L132 222H129ZM135 225L133 226L134 228L136 227L135 230H134L133 227L128 230V232L130 231L129 232L130 233L129 236H131V235L133 236L134 233H137V232H134V231H137L136 229H138V224L136 226ZM258 225H259V227H258ZM260 225H261V227H260ZM1 226L2 225H0V227ZM117 226H115L114 228H112L111 231H113L115 228H117ZM130 226H128L126 228H130ZM155 227L156 228H154V229L157 230V231H155V233L158 235L159 234L158 233L159 232L158 227L157 226H155ZM166 227H168V228H166ZM242 227H245V228H242ZM259 229H261V232H260ZM118 231H120V230H118ZM121 231H124V230H121ZM131 231H133L134 233L131 232ZM0 232H3L4 235L6 236L5 230H4V227L3 226L1 227V231ZM110 233H113V232H110ZM118 233L119 232H116L115 234L117 235ZM116 235H113V237H111V238L110 237H107L106 239H102L106 243H107V241H109L108 246H106L107 249H104V251L105 250H107V251L103 252L102 251L103 249H101L100 251H96V254H99V252H102L100 254L103 255V256H104V254H107L106 255L107 257H109V256H116L114 254V248H115L114 245H116V244L114 243L112 245V242L114 240L116 241V238H115ZM144 235H145V237H143V240H145V239L147 240L148 239L147 241L148 242L150 241V244L152 243V246H149L148 249H150V248L154 249V248L157 247L156 245L159 246V243L156 242V239L154 241L152 239V242H151V238L152 237L148 234V231H145L143 233V236ZM148 236L150 238H148ZM3 238H4L3 236H0V239H1L0 242L4 241ZM159 239L160 238H158V240ZM228 240H229V243H227V244L229 246L227 245V249L230 247V249L232 250V251L230 250V252L233 253V255H232V253L230 255V257H232L231 258L232 260H234V261H236V260L237 261H240L241 264L242 263L243 264H256V262H260V264H264V258H263L264 255L262 253H259L258 254V257H256V256H254V253L251 252L252 248L253 249L254 248L255 249L258 248L257 246L260 245V242L261 241H264V238H263V240L261 239L259 242L253 243V244H246L244 242L241 243V241H239L237 239H235V240L234 239H228ZM91 241H92V238L90 237V242ZM110 241H111V243H110ZM77 242H76V244L78 245ZM212 242H211V244H213V245L212 246H209V247L212 248V249H215L216 248L215 247L216 246L215 244H217V242H214V241H212ZM226 242H228V241H226ZM10 243H7V245L10 246ZM153 243H155V247H153ZM86 244H88V243H86ZM177 244L180 245L178 247L179 250H177V252L180 251L181 248H185L186 247L185 244H183V243H175L174 245L177 246ZM106 247L103 246L102 248H106ZM241 247H243V248L241 249ZM172 248L173 249H176V247L174 248V246H172ZM235 248H237V249H235ZM244 248H246V249H244ZM42 249H43V247L40 248V250H42ZM76 249H74V250H76ZM83 249L84 250H82V251L85 252L86 249L85 248H83ZM31 250L33 251L34 249H31ZM248 250H250V252ZM3 251L5 253V250H3ZM73 251L71 250V252H72L71 255L74 256L76 254L75 253L76 251H74V252ZM184 251L185 250H183V252ZM167 252L168 251H166V253ZM243 252H244V254L242 255ZM7 253H9V251H6V253H5L6 255L4 257V262H3L4 264L5 263L8 264V261L10 260L7 257ZM112 253H113V255H112ZM252 253H253V255H252ZM22 254L25 255L26 253H22ZM168 254H173L174 257H178V254L176 252H172V253L169 252ZM211 254L212 253H210V255ZM238 254L239 255L240 254L242 255L241 258H240V256ZM82 255H84V254H82ZM235 255H237V256H235ZM73 256H72V259H73ZM187 256H189V255H187ZM212 256L214 257L213 254H212ZM248 256L250 257V259H249ZM129 257H131V256H127V258H129ZM213 257H209V258H213ZM80 258L81 257H78V259H80ZM131 258H133V257H131ZM142 258H144V256ZM260 258H262V259H260ZM56 259L57 258L51 257L49 260L50 261H53V260H56ZM145 259L148 261L147 257H145ZM247 259H248V262H247ZM94 260H95V258L92 259V257H91V263H89V264H94L93 263ZM244 260L246 262H244ZM96 261L99 262L100 260H96ZM169 261H173V260H169ZM253 261L254 262L256 261V262L253 263ZM43 264H45V263H43ZM68 264H78V263H76V261L73 259V261L72 262L70 261ZM124 264H126V263L124 262Z\"/></svg>",
  "mask_w": 264,
  "mask_h": 264
},
{
  "label": "snow or ice",
  "instance_id": "6c2138e0",
  "mask_svg": "<svg viewBox=\"0 0 264 264\" xmlns=\"http://www.w3.org/2000/svg\"><path fill=\"white\" fill-rule=\"evenodd\" d=\"M101 6L103 7V0H100ZM125 4H127V0H123ZM208 5H212L213 0H206ZM216 2L219 4L220 8L223 9L226 7L228 0H216ZM234 2V14L236 17V21L238 23H243L245 20H247V14L244 11V4L242 0H233ZM197 7H201L200 0H196ZM53 3L52 0H48V3L44 6L43 12L45 16L47 17V22L49 29H51V25L54 22L53 18ZM128 11L131 12V6H128ZM4 13L2 10H0V16H3ZM221 17L223 18L224 13L223 11L220 12ZM223 22V21H222ZM39 23V22H38ZM111 23V22H109ZM128 19H119L117 20L116 27L112 29L113 31L117 32V35H127V26H128ZM159 23V21H158ZM123 25L124 32L120 33L117 31L120 26ZM246 32H248L250 35H253V38L255 39V36L260 35L255 31L253 28L251 21H248V27L244 29ZM210 31V29H209ZM11 45V46H9ZM139 51H136L135 56L133 57V60H139L141 58H147V52L143 50V45H139ZM174 47V44H173ZM209 47H212V45L209 44ZM261 47L264 49V37H261ZM0 48L4 49L5 54L12 57L15 61L13 64H11V70H12V77L10 79L9 71H4L2 73V81H3V98L5 101L8 102L11 109L14 112L18 111V120H19V129H22L24 132L31 134L33 131V125H39L40 126V132L39 134L41 136H45L46 132L51 130L52 133H54V137L52 139L45 138L43 140V144L46 146L51 147L52 149H62L65 146H67L68 150L71 152V155L74 159H77L78 161L82 162L85 167L83 169L84 172H91V176L94 178L96 175L101 171V168L95 163L94 160L90 159L86 155L81 154V150L84 149L85 145L82 143H78L76 140L71 139L68 141H65L63 139H59L61 136V133H69L72 131L69 129L66 125V122H62L61 120L57 119L58 116V109L60 108L59 101L55 98V93L59 88V81H55V87H53L54 81L47 75H45L44 71L37 72L38 68H42L43 60L40 55V45H35V51L31 47L27 49L28 56L21 59V53L25 52V49L23 47H20L18 44L14 42V38L11 34L10 29L5 31L3 33V38H0ZM214 55L218 61L221 63L220 67V73L223 76L225 73V67L226 64L223 61L222 54L218 51L213 49ZM34 58V59H33ZM175 58V57H174ZM89 60L92 59V56L90 55L88 57ZM131 61H129V65L131 66ZM8 65H2L0 64V68H8ZM111 71V69H109ZM21 73L20 75H17V73ZM161 87L164 88V80H163V72H161ZM34 76H39L42 83L38 82L37 79H34ZM246 77V74H245ZM193 80V83H196V86L198 89H200L201 96H203V91L200 88V85L195 81L194 77H190ZM10 85L12 86H18V90L22 93L20 96V102H17L15 99H13V96L15 95V92L13 90H10ZM97 95L102 102L105 101L104 95L100 92V85L97 83ZM235 91L237 93H242L243 98L239 101V111L241 113H245L247 111V108L252 106L254 102L256 101L257 97L252 92L248 91L246 88L233 86ZM120 98L122 99L124 103L123 108H117V111L122 113L124 110H126L131 105V84L130 83H123V87L118 93ZM165 98L170 99V94L165 90L164 92ZM23 105V106H22ZM112 107H115V105H112ZM174 109L176 111H179V109L176 108L175 105H173ZM129 119L133 120V123L136 122L135 117H130ZM235 119V117H233ZM185 122L188 121L187 116H184ZM203 120L205 125L208 122V115L207 110L205 109ZM66 121V118H65ZM85 123L87 124V120H85ZM120 123L124 124V132L128 134L129 129L127 127V124L125 121H120ZM191 128L194 130L192 132V138L196 140L197 150L201 149V141L204 137V131L197 127L195 124H191ZM183 131L187 132V128L182 129ZM139 131H142L144 135H147V128L143 122L142 119L139 121ZM215 129H213V132L215 133ZM196 132L199 133V135H196ZM219 135V133H217ZM251 135V134H249ZM131 138V137H130ZM182 139H184L182 137ZM14 143V142H13ZM135 143L139 144L140 140L139 137L135 138ZM184 159L187 161L189 160L192 148L188 143L187 139H184ZM203 151H201V155H203ZM175 159V157H173ZM148 163L151 165L152 161L149 160ZM88 165H91V168L89 169ZM69 168L72 171H75L76 165L69 164ZM156 168H159V165H156ZM185 176L188 174L185 172ZM76 176H79V173H76ZM166 172L164 170L160 171L159 176L154 177V181L151 185V188L149 189V192L147 195L150 198L154 197V190H159L160 185L162 181L165 179ZM66 178L71 182L72 187L75 188L76 186V179H73L71 175H68L66 173ZM141 180H144L145 177L141 176ZM260 179L261 181H264V171H261L260 173ZM37 184L42 183V179L36 181ZM99 185L93 184L92 180L89 179L87 181L86 187L79 190V203L75 205V210L72 212V220L71 224L74 225L75 219L77 217L78 213H82L83 209L81 205L84 203L85 198L89 190H93L95 188H98ZM262 203H264V198L261 200ZM145 204L148 203V200L144 201ZM224 207L228 208L229 204L227 202L224 203ZM13 211H19V209H13ZM95 209H90L89 216L91 217V214L94 213ZM80 219L84 220V216L81 214ZM86 226V225H85ZM14 230V229H13ZM148 231V234L152 237L153 240L156 238V233L154 226H150L149 229H146ZM4 233L0 232V236H3ZM70 235H74V240L69 245L67 242L64 244V249L69 252V255H71V250L75 249L76 242L80 240V237L82 235V232L77 229L74 234L70 230ZM161 242H163V238L161 237ZM260 245L262 248H264V241L260 242ZM4 247H7V242H4ZM153 247H155V243L153 244ZM168 251L170 253L176 252L180 258H182L184 261H189L190 258L185 254L183 251H178L177 249L179 245L177 244V249H173L171 245H168ZM219 247V245H217ZM230 251V247L227 249ZM5 253L3 250H0V264H3L4 262ZM167 259V258H166ZM198 260L200 258H197ZM207 259L206 257L204 258ZM61 261H64V257H60ZM127 264V261H126ZM140 264H143V261H140ZM148 264H153L151 260L148 261ZM169 264H176V261H169ZM224 264H228L227 260H225ZM256 264H260V262H256Z\"/></svg>",
  "mask_w": 264,
  "mask_h": 264
},
{
  "label": "water",
  "instance_id": "95a60500",
  "mask_svg": "<svg viewBox=\"0 0 264 264\" xmlns=\"http://www.w3.org/2000/svg\"><path fill=\"white\" fill-rule=\"evenodd\" d=\"M126 261H127V264H130L132 262V259L131 258H127ZM126 261H125V263H126ZM152 262L154 264V261H152Z\"/></svg>",
  "mask_w": 264,
  "mask_h": 264
}]
</instances>
